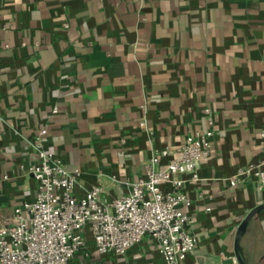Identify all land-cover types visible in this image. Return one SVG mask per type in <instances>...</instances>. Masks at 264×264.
<instances>
[{
  "label": "crops",
  "instance_id": "crops-1",
  "mask_svg": "<svg viewBox=\"0 0 264 264\" xmlns=\"http://www.w3.org/2000/svg\"><path fill=\"white\" fill-rule=\"evenodd\" d=\"M210 126L211 153L184 187L198 242L182 264H240V226L264 203L253 175L230 183L264 158V0H0V227L37 193L43 127L45 148L81 171L76 195L98 185L113 200L155 152ZM84 235L68 264H166L150 235L124 254ZM239 249L264 264V209Z\"/></svg>",
  "mask_w": 264,
  "mask_h": 264
},
{
  "label": "built area",
  "instance_id": "built-area-1",
  "mask_svg": "<svg viewBox=\"0 0 264 264\" xmlns=\"http://www.w3.org/2000/svg\"><path fill=\"white\" fill-rule=\"evenodd\" d=\"M210 124L212 120L210 119ZM47 128H41L35 145L38 159L29 169L38 183L34 199L15 209L16 222L0 227V264H68L86 246L85 231L93 235V248L101 253H126L144 236L156 240L166 264H182L197 246L184 206L191 200L184 191L211 153L210 126L188 134L175 150L161 149L146 164V177L132 183L131 191L104 199L95 185L78 197L74 191L81 171L70 170L44 146ZM170 155L163 167L161 159ZM253 175L264 190V158L240 168L230 178L236 184Z\"/></svg>",
  "mask_w": 264,
  "mask_h": 264
},
{
  "label": "water",
  "instance_id": "water-1",
  "mask_svg": "<svg viewBox=\"0 0 264 264\" xmlns=\"http://www.w3.org/2000/svg\"><path fill=\"white\" fill-rule=\"evenodd\" d=\"M262 209H264V203L254 207L253 209H251L248 214L246 215V217L244 218L240 229H239V237L244 233V231L246 230L249 221L258 213L260 212ZM239 237L237 239V247H236V256L238 258V261L240 262V264H246L245 260L243 259L240 249H239Z\"/></svg>",
  "mask_w": 264,
  "mask_h": 264
}]
</instances>
